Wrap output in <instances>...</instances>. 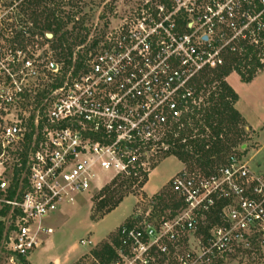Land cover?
Listing matches in <instances>:
<instances>
[{
	"label": "built area",
	"instance_id": "obj_1",
	"mask_svg": "<svg viewBox=\"0 0 264 264\" xmlns=\"http://www.w3.org/2000/svg\"><path fill=\"white\" fill-rule=\"evenodd\" d=\"M125 9L86 25L70 64L50 61L41 70L29 47L0 45L7 264H34L32 254L54 234L49 217L77 195L148 178L170 152L172 128L197 103L194 78L222 65L240 39L264 31V0H131ZM245 158L239 151L213 169L178 171L168 181L176 209L156 212L158 196L140 198L147 204L120 227L107 264H158L160 257L210 264L264 254V174ZM92 244L82 238L72 248ZM80 257L76 264H106L90 251Z\"/></svg>",
	"mask_w": 264,
	"mask_h": 264
},
{
	"label": "rangeland",
	"instance_id": "obj_2",
	"mask_svg": "<svg viewBox=\"0 0 264 264\" xmlns=\"http://www.w3.org/2000/svg\"><path fill=\"white\" fill-rule=\"evenodd\" d=\"M55 1L59 4L56 6L59 14L66 18L68 15L71 16L75 13L80 18L77 24L79 25L83 21L84 26L87 25L86 28L94 26L98 18L104 19L105 16L113 14L115 10L123 12L126 10L125 6L131 4V0H54V3ZM45 4L40 10H43L45 6H53L52 3ZM26 6L28 4L24 3L23 0H0L1 46L9 44L8 40L13 38L11 30L20 28L19 19L24 16L27 19L28 16L22 10ZM12 11L13 14H11ZM73 24L74 22L69 23L67 28L71 29ZM46 34H53V32L47 30ZM27 47L33 52V54L28 52V55H32V59L36 60L41 70L44 69V64L50 61L59 62L55 51L51 49L50 43H45L43 37H36L35 41L28 44ZM229 76H231L230 80L228 79ZM225 79L239 95V100L235 107L242 113L245 121L244 130L246 135H244L243 143L237 146L233 153L239 151L243 153L246 157L245 161L251 170L264 174V68L259 70L250 82L242 81L240 74L235 70L231 71ZM49 80L50 77L44 82V73L42 72L41 83H44V85L48 84ZM202 100L203 98H200L198 102L200 103ZM207 132H209L208 128ZM158 161L153 164L155 168L148 178L142 180L141 183L136 181L134 183L133 181L134 184L130 183L122 192H115L114 196L118 198L119 195H122L123 201L104 216L97 206L101 198H104L99 195L105 188L114 186L112 183H107L99 189L96 188L87 193L79 194L74 201L63 205L53 212L47 224L54 227V234L47 248L33 256L34 264H54L52 260L55 259H59L61 264H64L65 260H67L65 264H76L81 255L87 254L89 251L94 254L95 249H102L107 243L110 245L111 243L114 244L120 227L135 217L138 211L144 207L143 204H147V202L139 201L140 198L147 201V199L156 198V196L165 198V195L167 196L170 193L175 198L176 204L175 206L167 207V209L178 208L179 201L171 193L168 181L174 174L183 169L182 164L184 168L188 167V165L183 161L181 163V160L170 152L167 154L162 152L160 161ZM101 179L105 181L108 177H106V174H102ZM147 183H149V186H147ZM166 201L170 202V200ZM148 206L145 205V208ZM216 219L218 218H213V220ZM82 238H94V245L71 249V246L80 242ZM195 243L196 241L192 240V245ZM4 251L0 242V264H7ZM40 254L41 257L39 258ZM97 258L101 261L99 257ZM170 261L160 257L158 264H172ZM199 262L200 264H207L198 260H194L193 264H199ZM213 263L212 261L210 264ZM224 263L264 264V254L253 259L230 255L224 258Z\"/></svg>",
	"mask_w": 264,
	"mask_h": 264
},
{
	"label": "trees",
	"instance_id": "obj_3",
	"mask_svg": "<svg viewBox=\"0 0 264 264\" xmlns=\"http://www.w3.org/2000/svg\"><path fill=\"white\" fill-rule=\"evenodd\" d=\"M28 6L23 7L26 17L19 19L20 28L15 31L13 39L8 43L26 48L35 41L36 37H43L45 43H50L55 51L58 61L71 63L75 47L87 37L84 34L83 21L79 23L76 14L64 18L59 14L54 0H23ZM45 6L43 10L40 8ZM73 26L67 28L69 23ZM52 31V38H48L46 31ZM254 37V36H253ZM247 37L239 40L240 48L224 51V63L215 68L202 71L194 78L192 87L193 99L199 103H192L190 111L181 119L183 126L174 125L170 134V153L186 163L189 168L213 169L224 163L227 158L241 145L246 135L244 130V117L235 107L239 100L238 93L227 83L226 76L233 70L237 71L241 80L250 82L256 73L264 68V31L255 38ZM200 117V118H199ZM207 128L209 132H207ZM235 149V150H234ZM147 178V177H146ZM136 180H114L112 185L105 188L99 196L101 198L98 210L103 216L114 210L122 201L123 196H114L115 192H122L128 185ZM170 200V202L166 201ZM156 212H162L169 206H175V198L168 193L165 198H160ZM2 227H0L1 240ZM96 257L103 263H108L114 256V249L110 244H105L102 249L94 250ZM213 264H225L224 258H219ZM257 264V263H253Z\"/></svg>",
	"mask_w": 264,
	"mask_h": 264
},
{
	"label": "crops",
	"instance_id": "obj_4",
	"mask_svg": "<svg viewBox=\"0 0 264 264\" xmlns=\"http://www.w3.org/2000/svg\"><path fill=\"white\" fill-rule=\"evenodd\" d=\"M228 79L230 80L231 79V76H229L228 77ZM232 84H233V82H231ZM181 163H183L182 161H180ZM182 167L184 168V166H183V164H182ZM149 182V181H148ZM147 186H149V183H147ZM93 240H94V238H93ZM51 241V238L49 239V242ZM49 242L46 244V246H44V247H42V248H40L39 250H37V251H35L33 254H32V256H31V261L33 262V256H35L36 254H38L40 251H42V250H45L46 248H47V246H48V244H49ZM74 248V244L71 246V248ZM72 248V249H73ZM41 257V254L39 255V258ZM34 263V262H33Z\"/></svg>",
	"mask_w": 264,
	"mask_h": 264
},
{
	"label": "water",
	"instance_id": "obj_5",
	"mask_svg": "<svg viewBox=\"0 0 264 264\" xmlns=\"http://www.w3.org/2000/svg\"><path fill=\"white\" fill-rule=\"evenodd\" d=\"M53 36V34H47L48 38H51Z\"/></svg>",
	"mask_w": 264,
	"mask_h": 264
}]
</instances>
